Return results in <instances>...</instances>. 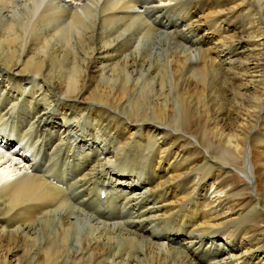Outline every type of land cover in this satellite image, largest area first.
Instances as JSON below:
<instances>
[{
    "label": "bare ground",
    "instance_id": "obj_1",
    "mask_svg": "<svg viewBox=\"0 0 264 264\" xmlns=\"http://www.w3.org/2000/svg\"><path fill=\"white\" fill-rule=\"evenodd\" d=\"M0 264H264V0H0Z\"/></svg>",
    "mask_w": 264,
    "mask_h": 264
},
{
    "label": "rangeland",
    "instance_id": "obj_2",
    "mask_svg": "<svg viewBox=\"0 0 264 264\" xmlns=\"http://www.w3.org/2000/svg\"><path fill=\"white\" fill-rule=\"evenodd\" d=\"M175 17L177 18V17H178V14H175ZM149 22H150V21H149ZM172 23H173V24H172ZM164 24H165V23H164ZM169 24H171V25H165V29H163L164 27L161 26V25H159V24H158L157 28H159V29H158L159 31H164V32H166V33L169 32V34L171 35V31L173 30V29H172V26L175 25V22L173 21V22H170ZM128 27H130V28H127V36L131 35V36H129V39H131V38H133L134 26H133V29H132V26H128ZM170 27H171V28H170ZM168 28H169V31H168ZM109 29L112 30L113 27L111 26V27L105 29V30L107 31L106 33H108L107 35H109L110 32H111V30L109 31ZM128 29H129V31H128ZM162 29H163V30H162ZM131 31H132V32H131ZM128 32H130V33H128ZM176 40H177V39H176ZM177 41H178V40H177ZM180 42H181V41H180ZM25 84H26V83H25ZM18 111H19V109H18ZM55 115H56V114H55ZM18 116H19L20 118H22V114H21V115H18ZM18 116H16V118L14 119L15 121L12 120L13 122L11 121L12 123H11V122H10V123H11V126H12V124H13L12 127H13V128H16V130H17V131H16L17 134L19 133L18 135H20V133H22L21 130L23 131L22 128H25V127H24V123H26L27 120H29V116L26 117V118H22V119H19ZM56 116H57V115H56ZM17 118H18V119H17ZM26 119H27V120H26ZM17 120H19V121L21 120V121H20L21 124H20L19 121H17ZM17 123H18V124H17ZM17 125H19V126H17ZM20 125H21V126H20ZM11 126H10V128H12ZM16 126H17V127H16ZM88 126H89V125H87L86 122H85V123H83L82 125H79V128H81V127H82V128H84V127H85V128H89ZM104 126H105V125H104ZM18 128H19V129H18ZM37 128H38V127H37ZM105 128H106V127H105ZM108 128H109V127H108ZM19 130H20V131H19ZM88 130H89V129H88ZM29 132H30V133H29V135H28V138H27V136H26V139H27L28 141H30V142H34V141H35L34 139H35V137H36V133H35V131H29ZM32 134H33V135H32ZM29 137H30V139H29ZM31 138H32V139H31ZM90 139H91V138H90ZM31 140H33V141H31ZM91 141H92V139H91ZM104 142H105V140H104ZM109 144H110V143H106V144H103V145H105V146H109ZM256 148H258V147L256 146L255 149H256ZM75 154H76V152H75ZM50 161L52 162V160H50ZM52 164H53V163H52ZM52 164H51V165H52ZM51 165H50V167H51ZM133 167H134V166H133ZM127 170H130V169H127ZM94 197H95V196L91 194V196H90L91 199H90V200H87V202H85L86 204H85V203L82 204V206H81L82 209H86V208L88 209L87 205H89V206H90V205H94V203L98 201L97 197H95V198H94ZM91 200H93V201H91ZM94 201H95V202H94ZM91 203H92V204H91ZM84 205H85V207H84ZM106 207H107V206H106ZM87 209H86V210H87ZM87 211H88V210H87ZM92 212H93V211H89V213H92ZM128 212H130V209H128ZM128 214H129V213H128ZM126 215H127V211H126ZM109 222H110V221H109ZM153 227H154V224H153ZM167 228H168V227H165V230H167ZM170 228H171V227H170ZM168 229H169V228H168ZM155 237H156V236H155ZM156 238H157V237H156ZM36 251H37V250H36ZM36 251H35V252H36Z\"/></svg>",
    "mask_w": 264,
    "mask_h": 264
}]
</instances>
